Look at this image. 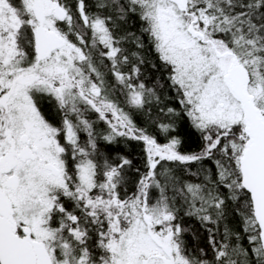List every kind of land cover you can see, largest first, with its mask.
<instances>
[{
  "label": "snow or ice",
  "instance_id": "obj_1",
  "mask_svg": "<svg viewBox=\"0 0 264 264\" xmlns=\"http://www.w3.org/2000/svg\"><path fill=\"white\" fill-rule=\"evenodd\" d=\"M0 264H264V0H0Z\"/></svg>",
  "mask_w": 264,
  "mask_h": 264
}]
</instances>
